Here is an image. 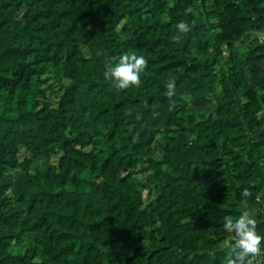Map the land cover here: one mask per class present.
I'll return each instance as SVG.
<instances>
[{
    "label": "trees",
    "instance_id": "16d2710c",
    "mask_svg": "<svg viewBox=\"0 0 264 264\" xmlns=\"http://www.w3.org/2000/svg\"><path fill=\"white\" fill-rule=\"evenodd\" d=\"M263 37L264 0H0V264H226L245 209L264 235Z\"/></svg>",
    "mask_w": 264,
    "mask_h": 264
},
{
    "label": "clouds",
    "instance_id": "9594fccd",
    "mask_svg": "<svg viewBox=\"0 0 264 264\" xmlns=\"http://www.w3.org/2000/svg\"><path fill=\"white\" fill-rule=\"evenodd\" d=\"M176 27L180 33L190 30V25L185 21H180ZM147 63L143 55L124 52L110 70L105 72V76L111 79L118 89H126L140 83L141 73ZM175 86V81H169L166 84L169 96L173 94L171 90ZM256 223L255 216L248 209L242 211L237 217L232 215L224 217V227L234 233L235 241L234 247L228 252L229 259L226 264H252V257L261 250L264 243V235L258 233Z\"/></svg>",
    "mask_w": 264,
    "mask_h": 264
},
{
    "label": "built area",
    "instance_id": "2783aa9c",
    "mask_svg": "<svg viewBox=\"0 0 264 264\" xmlns=\"http://www.w3.org/2000/svg\"><path fill=\"white\" fill-rule=\"evenodd\" d=\"M262 260H263V255L261 251H259L257 254H255L252 257V262L255 264H260Z\"/></svg>",
    "mask_w": 264,
    "mask_h": 264
},
{
    "label": "crops",
    "instance_id": "0c3cea01",
    "mask_svg": "<svg viewBox=\"0 0 264 264\" xmlns=\"http://www.w3.org/2000/svg\"><path fill=\"white\" fill-rule=\"evenodd\" d=\"M263 45H264V37H263Z\"/></svg>",
    "mask_w": 264,
    "mask_h": 264
}]
</instances>
